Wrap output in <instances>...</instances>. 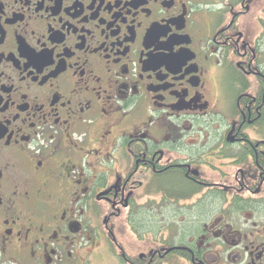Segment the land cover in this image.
<instances>
[{"label": "flooded vegetation", "instance_id": "flooded-vegetation-1", "mask_svg": "<svg viewBox=\"0 0 264 264\" xmlns=\"http://www.w3.org/2000/svg\"><path fill=\"white\" fill-rule=\"evenodd\" d=\"M0 264H264V0H0Z\"/></svg>", "mask_w": 264, "mask_h": 264}]
</instances>
